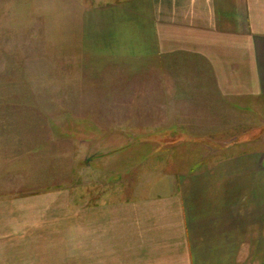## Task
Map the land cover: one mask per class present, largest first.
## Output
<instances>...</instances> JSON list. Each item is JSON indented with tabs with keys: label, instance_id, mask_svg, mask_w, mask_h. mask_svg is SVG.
<instances>
[{
	"label": "crops",
	"instance_id": "0c3cea01",
	"mask_svg": "<svg viewBox=\"0 0 264 264\" xmlns=\"http://www.w3.org/2000/svg\"><path fill=\"white\" fill-rule=\"evenodd\" d=\"M71 2L103 26L75 41L76 67L85 47L102 61L135 108L119 121L147 123L133 136L157 151L90 168L104 186L61 230L56 264H264V0Z\"/></svg>",
	"mask_w": 264,
	"mask_h": 264
},
{
	"label": "rangeland",
	"instance_id": "374dc122",
	"mask_svg": "<svg viewBox=\"0 0 264 264\" xmlns=\"http://www.w3.org/2000/svg\"><path fill=\"white\" fill-rule=\"evenodd\" d=\"M98 15L71 0H0V264H56L61 230L104 186L90 184V168L157 151V140L133 136L147 123L119 121L135 108L120 107V92L106 89L116 81H107L102 61L85 47L76 67L75 41L103 34ZM143 108L137 118L150 119ZM37 192L43 197L32 200Z\"/></svg>",
	"mask_w": 264,
	"mask_h": 264
}]
</instances>
